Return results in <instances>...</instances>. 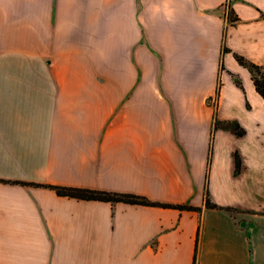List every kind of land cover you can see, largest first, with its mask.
<instances>
[{"label": "crops", "instance_id": "crops-1", "mask_svg": "<svg viewBox=\"0 0 264 264\" xmlns=\"http://www.w3.org/2000/svg\"><path fill=\"white\" fill-rule=\"evenodd\" d=\"M263 14L264 0H0V264H192L197 232L196 264H264V99L234 57L264 66Z\"/></svg>", "mask_w": 264, "mask_h": 264}, {"label": "trees", "instance_id": "trees-1", "mask_svg": "<svg viewBox=\"0 0 264 264\" xmlns=\"http://www.w3.org/2000/svg\"><path fill=\"white\" fill-rule=\"evenodd\" d=\"M228 18L231 23H234L239 19L237 14L234 13V11L232 10L228 11ZM234 57L241 65H243L250 71L255 89L264 99V71L262 70V66L250 61L245 56L238 53H234ZM235 81L238 85H241V82L237 77H235ZM218 88L219 86L217 87V91ZM219 126L230 129L237 135H241L244 133L243 127L235 120L221 121L216 119L214 128H217ZM239 169H240V160L237 158L235 171L238 172ZM25 184H35V183L25 182ZM43 185L53 189L58 195L69 196L77 199L100 200V201L110 202L112 204L116 202H124L130 204H142L149 206L177 208L180 210L188 209V210L201 211L202 209L199 206H194L189 203H173V202L154 200L147 197L146 195L131 191H117V190H108V189L76 186V185H63V184H43ZM205 206L210 208H220L226 210L235 209L232 207H224L218 205L217 203L212 201L208 192H206L205 194ZM197 240H198V232L195 240L194 256H193L192 264H196Z\"/></svg>", "mask_w": 264, "mask_h": 264}, {"label": "built area", "instance_id": "built-area-1", "mask_svg": "<svg viewBox=\"0 0 264 264\" xmlns=\"http://www.w3.org/2000/svg\"><path fill=\"white\" fill-rule=\"evenodd\" d=\"M262 70L264 71V66H262ZM213 102H215V98L213 99Z\"/></svg>", "mask_w": 264, "mask_h": 264}]
</instances>
